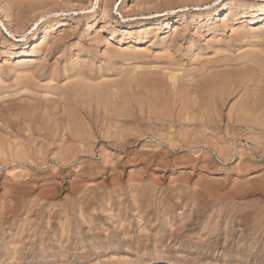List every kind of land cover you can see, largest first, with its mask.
Listing matches in <instances>:
<instances>
[{
	"label": "rangeland",
	"instance_id": "374dc122",
	"mask_svg": "<svg viewBox=\"0 0 264 264\" xmlns=\"http://www.w3.org/2000/svg\"><path fill=\"white\" fill-rule=\"evenodd\" d=\"M126 1L0 0V264H264V3Z\"/></svg>",
	"mask_w": 264,
	"mask_h": 264
},
{
	"label": "bare ground",
	"instance_id": "6f19581e",
	"mask_svg": "<svg viewBox=\"0 0 264 264\" xmlns=\"http://www.w3.org/2000/svg\"><path fill=\"white\" fill-rule=\"evenodd\" d=\"M125 1H126V0H125ZM127 1L132 2V0H127ZM127 1H126V2H127ZM258 1H262V2L264 3V0H258ZM124 3H125V2L123 1L122 4H124ZM228 9H229L228 4H224L222 7L216 9L215 11H213V13H215L216 16H219V15L222 14L223 12H227ZM251 9H252V10H251V11H252V15H251V19H249V22H248L249 24H252V23H253L252 18L255 17V15H256L258 12H259L261 15H264V9L259 10V11H258V10H255L254 8H251ZM206 18H207V20H210V19H211V14H208V15L206 16ZM255 18H256V17H255ZM199 20H201V17H199ZM226 21H227V20H226ZM59 29H60V28H59ZM242 29H243V28H242ZM48 32H49V31H48ZM157 33H158V31H157ZM46 39H48V33H46V34L44 35V39H43V40H46ZM40 42H41V41H40ZM141 54H142V53H141ZM31 55H33V54H31ZM139 55H140V53H139ZM142 56H143V55H142ZM29 58H30V57H29ZM251 64H253V63H251ZM240 65H241V64H240ZM254 65H255V64H254ZM40 66H41V65H40ZM255 66H256V65H255ZM257 66H259V65H257ZM258 68H259V67H258ZM36 69H37V68H36ZM259 70H260V69H259ZM29 72H30V71H29ZM260 72H261V73H262V72L264 73V68H263V71L260 70ZM81 74H82V73H81ZM146 74H147V73H146ZM33 75H34V73H33ZM232 75H233V74H232ZM31 76H32V75H31ZM241 76H242V75H241ZM249 76H251V75H249ZM32 77H33V76H32ZM216 77H217V76H216ZM243 78H244V76H243ZM211 79H212V78H211ZM216 79H217V78H216ZM231 79H232V77H231ZM238 79H239V78H238ZM240 79L242 80V78H240ZM36 80H37V79H36ZM214 80H215V79H214ZM217 80H218V79H217ZM225 80H226V79H225ZM228 80H229V79H228ZM228 80H227V81H228ZM247 80H248V79H247ZM247 80H246V81H247ZM210 81H211V80H210ZM212 81H213V80H212ZM218 81H220V80H218ZM218 81H217V82H218ZM230 81H232V80H230ZM246 81H245V83H246ZM78 82H79V81H78ZM79 83H80V85H81L82 87H83V86H86V83H85V84H83V83H81V82H79ZM193 83H194V82H193ZM82 84H83V85H82ZM222 84H223V83H222ZM247 84H248V83H247ZM258 84H259V83H258ZM258 84H257V85H258ZM261 84H262V82H261ZM78 85H79V84H78ZM80 85L78 86L79 89H80ZM218 85H219V84H218ZM230 85H231V84H230ZM232 85H234V83H232ZM241 85H243V84H240L239 86H241ZM244 85H245V84H244ZM76 86H77V85H76ZM89 86H90V85H89ZM110 86H111V85H110ZM137 86H139V85H137ZM235 86H236V85H235ZM239 86L236 87V88L238 89ZM74 87H75V86H74ZM93 87H94V86H93ZM93 87L88 88V89H87V87H85L86 92H87V90H89L90 95H92V93H91V92H92V89H93V91H95ZM97 87H99V86L97 85ZM206 87H207V86H206ZM217 87H218V86H217ZM221 87H224V85H223V86L221 85ZM232 87H233V86H232ZM244 87H245V86H244ZM112 88H113V87H112ZM124 88H125V87H124ZM156 88H157V87H156ZM156 88L154 87L153 89L156 90ZM158 88H159V87H158ZM160 88H162V87H160ZM160 88H159V89H160ZM225 88H226V87H225ZM225 88H224V89H225ZM228 88H229V91H230L231 86H229ZM248 88H249V87H248ZM82 89H84V87H83ZM82 89H81V92L84 91V90H82ZM103 89H104V88H102V92H103ZM213 89H214V88H212V91H213ZM216 89H217V88H216ZM221 89H223V88H221ZM221 89H219V90H221ZM231 89H232V88H231ZM255 89H256V88H255ZM258 89H259V88H258ZM258 89H257V90H258ZM73 90H74V89H73ZM77 90H78V88H77ZM99 90H100V89H99ZM205 90H206V89H205ZM214 90H215V89H214ZM78 91H79V90H78ZM90 91H91V92H90ZM96 91H97V90H96ZM96 91H95V92H96ZM100 91H101V90H100ZM130 91H131V90H130ZM212 91H209L208 93L210 94ZM215 91H216V90H215ZM215 91H214V93H215ZM226 91H228V90L226 89ZM245 91H246V90H245ZM254 91H255V90H254ZM75 92H76V90L74 91V93H75ZM79 92H80V91H79ZM81 92H80V93H81ZM97 92H98V91H97ZM97 92H96V93H97ZM118 92H119V91H118ZM201 92H202V91H201ZM218 92H219V91H218ZM80 93L77 94V95H80ZM82 93H83V92H82ZM84 93H85V92H84ZM84 93H83V95H84ZM87 93H88V92H87ZM87 93H86V94H87ZM89 93H88V95H89ZM154 93H155V92H154ZM175 93H176V92H175ZM178 93H179V92H178ZM208 93H207V95H209ZM86 94H85V95H86ZM202 94H204V93H202ZM212 94H213V93H212ZM221 94H222V93H221ZM223 94H224V93H223ZM77 95H76V97H78ZM106 95H107V94H106ZM164 95H165V94H164ZM174 95H175V94H174ZM197 95H198V94H197ZM205 95H206V94H205ZM218 95H219V93H218ZM231 95H232V93H231ZM255 95H256V94H255ZM255 95H254V98H255ZM156 96H157V95H156ZM169 96H170V95H169ZM198 96H199V95H198ZM209 96H211V94H210ZM219 96H220V95H219ZM245 96H246V94H245ZM73 97H74V96H73ZM203 97H204V96H203ZM226 97H227V96H226ZM229 97H230V96H229ZM243 97H244V96H243ZM210 98H211V97H210ZM212 98H214V97H212ZM216 98H217V96H216ZM219 98H220V97H219ZM223 98H224V96H223ZM73 99H76V98H73ZM77 99H78V98H77ZM92 99H93V98H92ZM136 99H137V98H136ZM196 99H197V98H196ZM227 99H228V98H226V100H227ZM174 100H175V99H174ZM192 100H193V99H192ZM64 101H65V100H64ZM141 101H142V100H141ZM194 101H195V100H194ZM215 101H216V100H215ZM215 101H214V106H215L216 103H217V102H215ZM198 102H199V101H198ZM201 102H202V101H201ZM203 102H204V101H203ZM209 102H210V101H209ZM218 102H219V101H218ZM222 102H223V101H222ZM244 102H245V101H244ZM138 103H139V101H138ZM192 103H194V102H192ZM263 103H264V102H263ZM95 104H96V103H95ZM209 104H211V103H209ZM217 104H218V103H217ZM219 104H220V103H219ZM224 104H225V103H224ZM252 104H253V103H252ZM254 104H255V103H254ZM78 105H79V104H78ZM123 105H125V104H123ZM194 105H195V104H194ZM196 105H197V104H196ZM204 105H205V104H204ZM247 105H248V104H247ZM60 106H61V105H60ZM68 106H69V105H68ZM88 106H89V105H88ZM95 106H96V105H95ZM126 106H127V105H126ZM159 106H160V105H159ZM207 106H208V105H207ZM209 106H210V105H209ZM217 106H218V105H217ZM243 106H244V105H243ZM243 106L241 105L240 107H243ZM64 107H66V106H64ZM121 107H122V106H121ZM200 107H201V103H200ZM205 107H206V106H205ZM262 108H263V107H262ZM160 109H163V108L160 107ZM241 109H242V108H241ZM243 109H244V108H243ZM243 109H242V110H243ZM238 110H239V109H238ZM246 110L248 111V109H246ZM260 110H261V109H260ZM250 111H251V110H250ZM254 111H255V110H254ZM240 113H241V112H240ZM242 113H244V114H248V112H246V111H242ZM244 114H243V116H245ZM252 114H254V112H252ZM252 114H250V115L252 116ZM248 115H249V114H248ZM248 115H246V116H248ZM250 115H249L248 117H250ZM54 116H55V115H54ZM205 116H206V115H205ZM246 116H245V117H246ZM253 116H254V115H253ZM237 117H238V116H237ZM245 117H244V119H245ZM246 118H247V117H246ZM213 119H214V118H213ZM252 119H253V118H252ZM252 119H251V120H252ZM240 120H241V119H240ZM240 120H239V121H240ZM237 122H238V121H237ZM72 125H73V124H72ZM258 126H259V125H258ZM69 131H70V130H69ZM75 134H76V133H75ZM78 136H79V135H78ZM258 141H259V140H258Z\"/></svg>",
	"mask_w": 264,
	"mask_h": 264
}]
</instances>
